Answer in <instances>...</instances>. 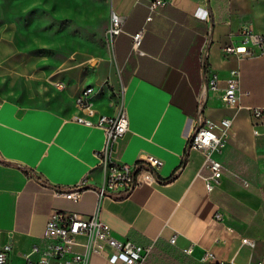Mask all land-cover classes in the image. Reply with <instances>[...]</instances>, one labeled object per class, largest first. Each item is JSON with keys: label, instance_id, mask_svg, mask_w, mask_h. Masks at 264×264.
Masks as SVG:
<instances>
[{"label": "crops", "instance_id": "1", "mask_svg": "<svg viewBox=\"0 0 264 264\" xmlns=\"http://www.w3.org/2000/svg\"><path fill=\"white\" fill-rule=\"evenodd\" d=\"M150 1L108 0L109 12L123 19V32L108 40L87 70L57 77L65 85L55 95L39 90L37 63L14 41L0 38V246H11L6 264L24 263L25 252L41 242L52 209L87 215L93 207L90 191L77 202L55 194L84 174L92 184L103 181L95 155L103 131L70 119L79 113L74 98L85 86L92 88L93 118L121 105L126 113L128 128L112 143L114 161L131 163L143 154L162 160L158 168L139 172L141 182L126 195L103 198L100 217L112 233L150 246L144 264H261L264 161L255 154L264 138L252 134L243 105H264V53L224 55L220 47L240 27L264 34V7L257 0H164L150 12ZM141 29L137 53L130 35ZM202 59L220 89L229 70L238 69L239 87L248 91L238 107L223 104L219 90L203 98V117L230 120L222 145L212 152L223 174L209 191L201 178L204 153L186 149L202 90ZM205 252L214 258H203ZM88 264L122 263L99 252Z\"/></svg>", "mask_w": 264, "mask_h": 264}, {"label": "built area", "instance_id": "2", "mask_svg": "<svg viewBox=\"0 0 264 264\" xmlns=\"http://www.w3.org/2000/svg\"><path fill=\"white\" fill-rule=\"evenodd\" d=\"M164 0H151L148 8L153 12ZM150 16L147 17V20ZM123 19L110 12L108 35L109 39L123 32ZM143 29L130 35L131 48L142 53L139 48ZM231 41L221 45L224 55L236 56L264 53V34L256 33L248 27H240L231 34ZM205 63L201 60L202 90L196 95L197 114L192 130L186 139V149L197 148L204 153L205 173L201 174L206 190L214 188L223 174L222 163L212 155L224 141L230 120L227 117L218 121L202 116L203 98L209 91L219 90L221 102L230 107L241 105L243 93L239 87V71L231 69L224 80V85L218 87V76L214 72L205 73ZM55 88L62 89L63 81L52 82ZM90 86L83 87L74 98V104L79 113L72 114L70 119L91 127L100 128L104 134L103 145L95 151L97 165L103 170V181L99 184L90 183L88 176L83 175L77 182L67 187L55 189V194L72 202L80 200L82 194L90 191L94 194L93 207L89 214L83 215L73 209H52L44 222L41 242L33 243L24 254L23 264H88L93 253L104 252L109 262L122 264H144L150 246L142 245L132 239H121L115 236L110 226L101 219L100 210L104 197L116 195L122 197L141 182L139 172H150L162 164V160L151 154H143L134 162H116L111 156L112 143L121 137L128 128V119L122 107L114 114H97L95 118L91 101ZM251 116V131L254 135L264 138V105H243ZM255 157L264 161V143L256 152ZM242 183L247 185V181ZM221 213L216 212L215 218L221 219ZM175 236L171 235L168 242L173 244ZM242 242L252 245L253 240L242 238ZM11 246L4 243L0 246V264L7 263L6 254ZM184 251H189L185 248ZM203 258L213 259L211 252H205ZM264 252L259 263H263Z\"/></svg>", "mask_w": 264, "mask_h": 264}, {"label": "rangeland", "instance_id": "3", "mask_svg": "<svg viewBox=\"0 0 264 264\" xmlns=\"http://www.w3.org/2000/svg\"><path fill=\"white\" fill-rule=\"evenodd\" d=\"M109 13L108 0H0V38L37 63L39 90L55 95L57 77L87 70L104 53Z\"/></svg>", "mask_w": 264, "mask_h": 264}, {"label": "trees", "instance_id": "4", "mask_svg": "<svg viewBox=\"0 0 264 264\" xmlns=\"http://www.w3.org/2000/svg\"><path fill=\"white\" fill-rule=\"evenodd\" d=\"M171 178V176L170 177H168V178H164V180H168V179H170Z\"/></svg>", "mask_w": 264, "mask_h": 264}]
</instances>
